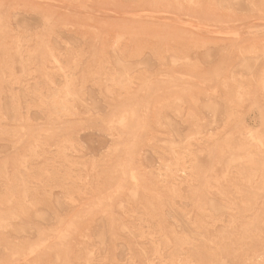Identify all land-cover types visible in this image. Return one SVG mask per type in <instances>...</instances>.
I'll use <instances>...</instances> for the list:
<instances>
[{"label":"rangeland","instance_id":"1","mask_svg":"<svg viewBox=\"0 0 264 264\" xmlns=\"http://www.w3.org/2000/svg\"><path fill=\"white\" fill-rule=\"evenodd\" d=\"M58 1L0 0V264H264V0Z\"/></svg>","mask_w":264,"mask_h":264},{"label":"bare ground","instance_id":"2","mask_svg":"<svg viewBox=\"0 0 264 264\" xmlns=\"http://www.w3.org/2000/svg\"><path fill=\"white\" fill-rule=\"evenodd\" d=\"M55 1V0H54ZM60 1V0H59ZM58 1V2H59ZM63 1V0H62ZM76 1V0H75ZM79 1V0H78ZM230 1V0H229ZM235 1V0H234ZM241 1V0H240ZM244 1V0H243ZM66 2V1H65ZM68 2V1H67ZM72 2V1H71ZM70 2V3H71ZM77 2V1H76ZM225 2H226V0H225ZM22 3V2H21ZM60 3V2H59ZM75 3V2H74ZM230 3V2H229ZM243 3V2H242ZM245 3V2H244ZM78 4V3H77ZM76 4V5H77ZM82 4V3H81ZM81 4H78V5H81ZM85 4V3H84ZM228 4V3H227ZM240 4V3H239ZM75 5V6H76ZM77 5V6H78ZM13 6V5H12ZM84 7L85 6H87V4H85V5H83ZM18 7V6H17ZM79 7V6H78ZM89 7V6H88ZM21 8V7H20ZM26 8V7H25ZM238 8V7H237ZM4 9V8H3ZM27 10H28V8H27ZM23 11H25V10H23ZM31 11V10H30ZM15 12V11H14ZM22 12V11H21ZM3 13H5V12H3ZM32 13V12H31ZM36 13H38L37 12V10H36ZM40 15V14H39ZM34 19V18H33ZM209 20V23H210V18L208 19ZM206 21V20H205ZM2 22V21H1ZM200 22V21H199ZM196 24H198V22L196 21L195 22ZM204 23V22H203ZM207 23V22H206ZM212 23V22H211ZM8 24V23H7ZM56 24V23H55ZM213 24V23H212ZM211 24V25H212ZM215 24V23H214ZM47 25V24H46ZM218 25V24H217ZM63 26H64V24H63ZM196 26V25H195ZM203 26V25H202ZM201 25H200V28H204L205 29V27L203 26L202 27ZM221 26V25H220ZM8 27V26H7ZM53 27V26H52ZM210 28V27H209ZM213 28H216V27H213ZM49 29V28H48ZM112 29V28H111ZM114 29H116V28H114ZM198 29V28H197ZM207 29H208V27H207ZM43 30V29H42ZM63 30V29H62ZM61 30V31H62ZM110 30V29H109ZM119 30V29H118ZM213 30V29H212ZM215 30V29H214ZM216 30H218V29H216ZM216 30H215V32H216ZM3 31V30H2ZM114 31V30H113ZM120 31H121V29H120ZM221 31V30H220ZM124 32V31H123ZM126 32V31H125ZM212 32V31H211ZM214 32V31H213ZM214 32V33H215ZM222 32V31H221ZM54 33V32H53ZM69 33V32H68ZM73 33V32H72ZM29 34V33H28ZM217 34H219V33H217ZM221 34V33H220ZM54 35V34H53ZM75 36V35H74ZM117 37V36H116ZM81 38V37H80ZM149 38V37H148ZM148 38H147V40H148ZM197 39V38H196ZM72 40V39H71ZM118 40V39H117ZM153 40V39H152ZM63 41V40H62ZM83 41V40H82ZM61 42V41H60ZM64 42V41H63ZM86 42V41H85ZM153 42V41H152ZM158 42H159V40H158ZM157 42V43H158ZM196 42H198V41H196ZM114 43V42H113ZM63 44V43H62ZM159 44V43H158ZM5 45V44H4ZM45 45V44H44ZM199 45V44H198ZM237 45V44H236ZM115 46V45H114ZM113 46V47H114ZM202 46V45H201ZM238 46V45H237ZM22 47V46H21ZM65 47V46H64ZM195 47V46H194ZM18 48V47H17ZM198 48V47H197ZM200 48V47H199ZM150 49V48H149ZM224 49V48H223ZM226 49V48H225ZM237 50V49H236ZM2 52H4L3 50H2ZM22 52V51H21ZM114 52V51H113ZM211 52V51H210ZM213 52V51H212ZM115 53V52H114ZM238 53V52H237ZM23 54V53H22ZM32 54V53H31ZM42 54V53H41ZM58 54V53H57ZM214 54V53H213ZM263 54V53H262ZM175 55H177V54H175ZM260 55V54H259ZM53 56V55H52ZM78 56H80V54L78 55ZM262 56V55H261ZM24 57V56H23ZM184 57V56H183ZM224 57H226V56H224ZM19 58H21V57H19ZM122 58V57H121ZM6 59V58H5ZM32 59V58H31ZM131 59V58H130ZM258 59H259V57H258ZM27 60V59H26ZM53 60H54V58H53ZM155 60V59H154ZM228 59H226V61H227ZM256 60H257V58H256ZM54 61H56V59L54 60ZM75 62H76V60H74ZM145 61V60H144ZM158 61V60H157ZM255 61V60H254ZM23 62H25V61H23ZM23 62H21V63H23ZM159 62V61H158ZM228 62V61H227ZM244 62V61H243ZM242 62V64H244ZM256 62V61H255ZM55 63H57V62H55ZM145 63V62H144ZM57 64H59V63H57ZM156 64H157V62H156ZM28 65H30V64H28ZM130 65H131V63H130ZM240 66H241V64H239ZM188 67H189V65H187ZM1 67V66H0ZM127 67V66H126ZM135 67V66H134ZM26 68H27V64H26ZM59 68H61L60 66H59ZM2 69V68H1ZM106 69V68H105ZM122 69V68H121ZM120 69V70H121ZM126 69V68H125ZM130 69V68H129ZM234 69V68H233ZM236 69V68H235ZM243 69H246V68H244L243 67ZM31 70V69H30ZM35 70V69H34ZM133 70V69H132ZM122 71V70H121ZM233 71V70H232ZM87 72V71H86ZM131 72V71H130ZM21 74V73H20ZM127 74V73H126ZM241 74V73H240ZM5 75V74H4ZM184 75V74H183ZM128 76V75H127ZM231 76V75H230ZM61 77V76H60ZM194 77V76H193ZM196 78V77H195ZM233 78V77H232ZM236 78V77H235ZM234 78V79H235ZM192 79H194V78H192ZM233 79V80H234ZM113 80V79H112ZM154 80V79H153ZM184 80V79H183ZM187 80V79H186ZM189 80V79H188ZM113 81H115V80H113ZM120 81V80H119ZM180 81V80H179ZM178 81V82H179ZM208 81H209V79H208ZM159 82H160V80H159ZM171 82V81H170ZM181 82V81H180ZM182 82H185V81H182ZM196 82H198V81H196ZM6 83H8V82H6ZM163 83V82H162ZM245 83V82H244ZM173 84V83H172ZM199 84V83H198ZM248 84H249V82H248ZM37 85V84H36ZM69 85V84H68ZM94 86H96V85H94ZM184 86V85H183ZM97 87V86H96ZM106 87V86H105ZM104 87V90L106 89ZM240 88V87H239ZM238 88V89H239ZM189 89V88H188ZM190 90H191V88H190ZM152 91V90H151ZM182 91V90H181ZM187 91V90H186ZM195 91V90H194ZM100 92V91H99ZM183 92V91H182ZM193 92V91H192ZM157 93V92H156ZM239 93V92H238ZM68 94V93H67ZM240 94V93H239ZM99 95V94H98ZM191 95V94H190ZM201 95V94H200ZM241 95V94H240ZM5 96V95H4ZM180 96V95H179ZM192 96V95H191ZM102 97V96H101ZM100 97V98H101ZM103 98V97H102ZM150 98H152V97H150ZM149 98V99H150ZM194 98V97H193ZM12 99V98H11ZM155 99V98H154ZM153 99V100H154ZM176 99V98H175ZM11 101V100H10ZM46 101H47V99H46ZM105 101V100H104ZM156 101V100H155ZM222 101V100H221ZM103 102V101H102ZM158 102V101H157ZM12 103V102H11ZM10 103V104H11ZM179 103V102H178ZM48 104V103H47ZM158 104V103H157ZM160 104V103H159ZM158 104V105H159ZM217 104V103H216ZM12 105V104H11ZM45 105V104H44ZM110 105V104H109ZM215 105V104H214ZM53 106V105H52ZM143 106V105H142ZM169 106H170V104H169ZM176 106V105H175ZM174 106V107H175ZM217 106V105H216ZM11 107V106H10ZM35 107V106H34ZM55 107V106H54ZM109 107V106H108ZM144 107V106H143ZM150 107H152L151 105H150ZM154 107V106H153ZM218 107V106H217ZM217 107H215L216 109H217ZM37 108V107H36ZM35 108V109H36ZM156 108H159V107H156ZM161 108V107H160ZM168 108V107H167ZM177 108V107H176ZM225 108V107H224ZM33 109V108H32ZM147 109V108H146ZM13 110V109H12ZM41 110V109H40ZM131 110V109H130ZM160 110H162V109H160ZM106 111H107V109H106ZM144 111V110H143ZM216 111V110H215ZM142 112V111H141ZM222 112V111H221ZM44 113H46V112H44ZM150 113V112H149ZM171 114H172V112H170ZM42 114V113H41ZM54 114V113H53ZM152 114H154V113H152ZM13 115H15L14 113H13ZM43 115V114H42ZM143 115V114H142ZM151 115V114H150ZM155 115V114H154ZM216 115V114H215ZM44 116V115H43ZM122 116H123V114H122ZM144 116H145V113H144ZM121 117V116H120ZM175 117V116H174ZM186 117V116H185ZM16 118V117H15ZM141 118V117H140ZM198 118H200L199 116H198ZM224 118H225V116H224ZM223 118V119H224ZM122 119V118H121ZM145 118H143V120H144ZM160 119V118H159ZM178 119V118H177ZM191 119V118H190ZM126 120V119H125ZM124 120V121H125ZM137 120V119H136ZM4 121V120H3ZM6 121V120H5ZM113 121V120H112ZM112 121H110V122H112ZM120 121H122V120H120ZM119 121V122H120ZM187 121H188V119H187ZM110 122H108V123H110ZM118 122V123H119ZM158 122V121H157ZM222 122V121H221ZM120 124V123H119ZM121 124H123V123H121ZM196 124V123H195ZM118 125V124H117ZM136 125H137V123H136ZM132 126V125H131ZM144 126V125H143ZM136 127V126H135ZM134 127V128H135ZM106 128V127H105ZM132 128V130H134L133 129V127H131ZM142 129V128H141ZM156 129V128H155ZM56 130H60L59 128L58 129H56ZM106 132V131H105ZM108 133V132H107ZM185 133V132H184ZM158 134V133H157ZM171 134V133H170ZM131 135V134H130ZM159 135V134H158ZM162 135V134H161ZM160 135V136H161ZM234 136V135H233ZM108 137V136H107ZM135 137V136H134ZM148 137V136H147ZM151 137H152V135H151ZM185 137V136H184ZM252 137H253V135H252ZM251 137V138H252ZM149 138V137H148ZM170 138V137H169ZM187 138H189V137H187ZM242 138V137H241ZM52 139V138H51ZM144 139V138H143ZM147 139V138H146ZM146 139H144V140H146ZM172 139V138H171ZM244 139V138H243ZM256 139H257V137H256ZM40 140H42V139H40ZM112 140V139H111ZM173 140V139H172ZM259 140V139H258ZM62 141V140H61ZM244 142V141H243ZM258 142V141H257ZM129 143H131V142H129ZM150 143V142H149ZM175 143V142H174ZM245 143V142H244ZM70 144H72V143H70ZM146 144V143H145ZM199 144V143H198ZM247 144V143H246ZM249 144V143H248ZM258 144V143H257ZM147 145V144H146ZM149 145V144H148ZM174 145H177V144H174ZM250 145V144H249ZM252 145V144H251ZM37 146V145H36ZM173 146V145H172ZM248 146V145H247ZM246 146V147H247ZM253 146V145H252ZM65 147V146H64ZM254 147V146H253ZM66 148V147H65ZM121 148V147H120ZM129 148H130V146H129ZM132 148H133V146H132ZM178 148V147H177ZM239 148V147H238ZM241 149V148H240ZM247 149V148H246ZM232 150V149H231ZM68 151H71V150H69L68 149ZM75 151V150H74ZM165 151V150H164ZM252 152H253V150H251ZM135 152V151H134ZM155 152V151H154ZM233 152V151H232ZM235 152H237L236 150H235ZM250 152V151H249ZM131 153V152H130ZM227 153V152H226ZM238 153V152H237ZM240 153V152H239ZM136 154V153H135ZM245 154H246V152H245ZM127 155V154H126ZM251 155H253L252 153H251ZM156 156H157V154H156ZM209 156V155H208ZM184 157V156H183ZM210 158V157H209ZM243 158V157H242ZM263 158V157H262ZM118 160V159H117ZM133 161V160H132ZM160 161V160H159ZM229 160H227V162H228ZM232 162V161H231ZM234 162H236V161H234ZM132 163V162H131ZM233 163V162H232ZM231 163V164H232ZM129 164V163H128ZM225 164V163H224ZM227 164V163H226ZM166 166V165H165ZM194 166V165H193ZM232 167V166H231ZM120 168V167H119ZM251 168V167H250ZM235 169V168H234ZM121 170V169H120ZM123 170V169H122ZM167 170H168V168H167ZM249 171H251L250 169H248ZM50 171H52V170H50ZM132 171L133 170H131V172L130 173H132ZM158 171V170H157ZM171 171V170H170ZM200 171V170H199ZM179 172V171H178ZM246 172V171H245ZM248 172V171H247ZM254 172V171H253ZM124 173V172H123ZM227 173V172H226ZM125 174V173H124ZM43 175V174H42ZM58 175V174H57ZM60 175V174H59ZM204 175V174H203ZM248 175H249V173H248ZM23 176V175H22ZM56 176V175H55ZM123 176V175H122ZM162 176V175H161ZM236 176H238L237 174H236ZM9 177V176H8ZM26 177H27V175H26ZM57 177V176H56ZM59 177V176H58ZM225 177V176H224ZM259 177V176H258ZM263 176H261V178H262ZM11 178V177H10ZM13 178V177H12ZM14 178H15V176H14ZM13 178V179H14ZM18 178V177H17ZM28 178V177H27ZM32 178H33V176H32ZM43 178V177H42ZM42 178H40V179H42ZM114 178V177H113ZM260 178V177H259ZM3 179H5V178H3ZM20 179V178H19ZM31 179V178H30ZM61 179H62V177H61ZM108 179V178H107ZM132 179V178H131ZM165 179V178H164ZM254 179H255V176H254ZM0 180H2V179H0ZM23 180V179H22ZM132 180H134V179H132ZM28 181V180H27ZM42 181V180H41ZM60 181V180H59ZM260 181H261V179H260ZM33 182V181H32ZM44 182H45V180H44ZM247 182H248V180H247ZM108 183V182H107ZM200 183H201V181H200ZM203 183V182H202ZM232 183V182H231ZM249 183V182H248ZM114 184V183H113ZM216 184V183H215ZM118 184L116 183V186H117ZM248 185V184H247ZM119 186V185H118ZM120 186H122V185H120ZM250 186V185H249ZM2 187V186H1ZM45 187V186H44ZM225 187V186H224ZM46 188V187H45ZM120 188V187H119ZM122 188V187H121ZM52 189H53V187H52ZM118 188H116V190H117ZM255 189V188H254ZM113 190V189H112ZM249 190H251V188L249 189ZM252 190H253V188H252ZM9 191V190H8ZM11 191V190H10ZM62 191H64V190H62ZM118 191V190H117ZM83 192V191H82ZM225 192V191H224ZM14 193V192H13ZM27 193H28V191H27ZM115 193V192H114ZM5 194V193H4ZM229 194L230 193H228V196H229ZM7 195V194H6ZM11 195V194H10ZM46 195V194H45ZM49 195V194H48ZM51 195V194H50ZM60 195V194H59ZM224 195H225V193H224ZM32 196V195H31ZM61 196V195H60ZM100 196V195H99ZM101 196H102V194H101ZM211 196V195H210ZM10 197V196H9ZM15 197V196H14ZM36 197V196H35ZM109 197V196H108ZM215 197V196H214ZM213 197V198H214ZM254 197V196H253ZM34 198V197H33ZM167 198V197H166ZM187 198V197H186ZM5 199V198H4ZM7 199V198H6ZM105 199V198H104ZM109 199V198H108ZM120 199V198H119ZM163 199V198H162ZM168 199V198H167ZM179 199V198H178ZM220 199V198H219ZM239 199V198H238ZM237 199V200H238ZM241 199H242V197H241ZM252 199V198H251ZM20 200V199H19ZM26 200V199H25ZM103 200V199H102ZM121 200H123V199H121ZM184 200V199H183ZM227 200H228V198H227ZM236 200V199H235ZM235 200H234V202H235ZM67 201V200H66ZM105 201H106V199H105ZM232 201H233V199H232ZM252 201V200H251ZM12 202V201H11ZM104 202V201H103ZM239 202V201H238ZM237 202V203H238ZM254 202V201H253ZM263 202V201H262ZM105 203V202H104ZM106 203H107V201H106ZM236 203V202H235ZM25 204H26V202H25ZM220 204V203H219ZM227 204H229L228 202H227ZM227 204H226V202H225V205L227 206ZM29 205V204H28ZM211 205V204H210ZM231 205V204H230ZM31 206H33V205H31ZM31 206H29V208L31 207ZM111 206V205H110ZM229 206V205H228ZM232 206V205H231ZM234 206V205H233ZM186 207V206H185ZM262 207V206H261ZM173 208V207H172ZM222 208V207H221ZM224 208V207H223ZM196 210V209H195ZM226 210H228V208L226 209ZM230 210V209H229ZM235 210H236V208H235ZM247 210V209H246ZM261 210H263L262 208H261ZM130 211V210H129ZM220 211H222V210H220ZM231 211V210H230ZM234 211V210H233ZM180 212H182V210L180 211ZM179 212V213H180ZM238 212V211H237ZM236 212V213H237ZM239 212H240V209H239ZM245 212V210L243 211V213ZM1 213V212H0ZM3 213V212H2ZM20 213V212H19ZM55 213V212H54ZM152 213V212H151ZM215 213V212H214ZM235 213V212H234ZM260 213V212H259ZM262 213V212H261ZM51 214V213H50ZM53 214V213H52ZM108 214H110L109 212H108ZM251 214V213H250ZM256 214L258 215V213L256 212ZM17 215V214H16ZM118 215H120V214H118ZM183 215V214H182ZM229 215V214H228ZM242 215V214H241ZM3 216H5V214L3 215ZM188 216V215H187ZM226 216V215H225ZM253 216V215H252ZM259 216V215H258ZM23 217V216H22ZM80 217V216H79ZM183 217V216H182ZM224 217V216H223ZM237 217V216H236ZM256 217V216H255ZM8 218V217H7ZM104 218V217H103ZM110 219H111V217H109ZM120 218H122V217H120ZM234 218V217H233ZM258 218V217H257ZM21 219V218H20ZM19 219V220H20ZM107 219V218H106ZM113 219V218H112ZM228 219V218H227ZM17 220V219H16ZM26 220H27V218H26ZM253 220H257L256 218L255 219H253ZM252 220V221H253ZM1 221V220H0ZM22 221H24V220H22ZM30 221V220H29ZM189 221V220H188ZM222 221H224V220H222ZM232 221V220H231ZM3 222V221H2ZM31 222V221H30ZM56 222V221H55ZM111 222V221H110ZM200 222V221H199ZM228 222H229V220H228ZM236 222H238V221H236ZM242 222V221H241ZM247 222V221H246ZM248 222H250V221H248ZM258 222V221H257ZM6 223H7V221H6ZM5 223V224H6ZM126 223V222H125ZM190 223V222H189ZM226 223H227V221H226ZM231 223H233V221L231 222ZM251 223V222H250ZM250 223H249V225H250ZM8 224V223H7ZM112 224V223H111ZM110 224V225H111ZM175 224H177V223H175ZM195 224V223H194ZM224 224V223H223ZM248 224V223H247ZM191 225V224H190ZM189 225V226H190ZM196 225V224H195ZM202 225V224H201ZM244 225V224H243ZM260 225H262V224H260ZM7 226V225H6ZM36 226V225H35ZM128 226V225H127ZM193 226V225H192ZM224 226H225V224H224ZM232 226V225H231ZM241 226V225H240ZM129 227V226H128ZM194 227V226H193ZM204 227V226H203ZM226 227H228V226H226ZM242 227V226H241ZM255 227V226H254ZM4 228V227H3ZM5 228H7V227H5ZM37 228V227H36ZM108 228V227H107ZM110 228V227H109ZM125 228V227H124ZM150 228V227H149ZM182 228V227H181ZM231 228V227H230ZM229 227H228V229H230ZM44 229V228H43ZM194 229V228H193ZM196 229V228H195ZM234 229H237V227L236 228H234ZM251 229H252V226H251ZM256 229H257V227H256ZM37 230V229H36ZM59 229H57V231H58ZM108 230V229H107ZM183 230V229H182ZM231 230V229H230ZM258 230V229H257ZM259 230H261V229H259ZM56 231V230H55ZM135 231V230H134ZM137 231V230H136ZM199 231H201V230H199ZM217 231V230H216ZM52 232V231H51ZM202 232V231H201ZM233 232H234V230H233ZM236 232V231H235ZM242 232V231H241ZM247 232V231H246ZM68 233V232H67ZM203 233V232H202ZM251 233H253V232H251ZM263 233V232H262ZM38 234V233H37ZM242 234V233H241ZM249 234V233H248ZM39 235V234H38ZM68 235V234H67ZM231 235V234H230ZM261 235V234H260ZM259 235V236H260ZM48 236H50V235H48ZM108 236V235H107ZM237 236V235H236ZM258 236V235H257ZM45 237V236H44ZM47 237V236H46ZM50 237H52V235L50 236ZM64 237V236H63ZM213 237V236H212ZM227 237V236H226ZM238 237V236H237ZM252 237H254V235H252ZM48 238V237H47ZM53 238V237H52ZM163 238V237H162ZM202 238V237H201ZM251 238V237H250ZM49 239V238H48ZM166 239H168V238H166ZM53 240V239H52ZM108 240V239H107ZM110 240V239H109ZM241 240H243V239H241ZM248 240H249V238H248ZM259 240V239H258ZM264 240V239H263ZM46 241V240H45ZM44 241V242H45ZM51 241V240H50ZM117 241V240H116ZM17 242V241H16ZM34 242V241H33ZM37 242V241H36ZM47 242V241H46ZM263 242V241H262ZM211 243V242H210ZM8 244V246H9V243H7ZM39 244V243H38ZM46 244V243H45ZM44 243H43V245H45ZM140 244V243H139ZM161 244V243H160ZM261 244V243H260ZM12 245V244H11ZM42 245V246H43ZM126 245H127V243H126ZM156 245V244H155ZM41 246V244H39V247ZM59 246V245H58ZM133 246V245H132ZM157 246H159V245H157ZM240 246V245H239ZM3 247V246H2ZM107 247H108V245H107ZM110 247V246H109ZM129 247V246H128ZM127 247V248H128ZM156 247V246H155ZM209 247V246H208ZM259 247V246H258ZM8 248V247H7ZM55 248V247H54ZM159 248V247H158ZM17 249V248H16ZM30 249V248H29ZM32 249V248H31ZM38 249V248H37ZM48 249V248H47ZM130 249V248H129ZM180 249H183V248H180ZM261 249H262V247H261ZM35 250V249H34ZM38 250H40V249H38ZM213 250V249H212ZM215 250H217V249H215ZM226 250H228V249H226ZM251 250V249H250ZM36 251V250H35ZM57 251V250H56ZM182 251V250H181ZM210 251V250H209ZM256 251V250H255ZM3 252H4V249H3ZM5 253V252H4ZM45 253V252H44ZM181 253H183V252H181ZM235 253H236V251H235ZM234 252H233V254H235ZM14 254V253H13ZM46 255V254H45ZM28 256V255H27ZM211 256V255H210ZM227 256V255H226ZM236 256V255H235ZM24 257V256H23ZM215 257V256H214ZM223 257V256H222ZM259 258H261L260 256H258ZM179 258V257H178ZM236 258V257H235ZM26 259H27V257H26ZM222 259V258H221ZM254 259V258H253ZM256 259H257V257H256ZM25 260V259H24ZM228 260H229V258H228ZM261 260V259H260ZM40 261V260H39ZM211 261V260H210ZM232 261V260H231ZM230 261V262H231ZM247 261V260H246ZM256 261V260H255ZM263 261V260H262ZM261 263V262H260ZM9 264H11V263H9ZM23 264V263H22ZM25 264V263H24ZM101 264H102V262H101ZM208 264V263H207ZM223 264V263H222Z\"/></svg>","mask_w":264,"mask_h":264},{"label":"crops","instance_id":"3","mask_svg":"<svg viewBox=\"0 0 264 264\" xmlns=\"http://www.w3.org/2000/svg\"><path fill=\"white\" fill-rule=\"evenodd\" d=\"M84 141L88 148V152L97 155L102 150L106 149L111 140L106 135L91 132L84 136Z\"/></svg>","mask_w":264,"mask_h":264}]
</instances>
